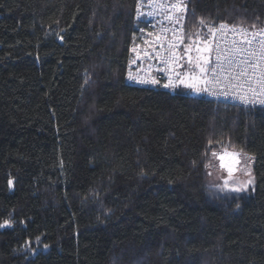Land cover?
Instances as JSON below:
<instances>
[{"label":"trees","instance_id":"16d2710c","mask_svg":"<svg viewBox=\"0 0 264 264\" xmlns=\"http://www.w3.org/2000/svg\"><path fill=\"white\" fill-rule=\"evenodd\" d=\"M135 5L0 0V264H264V108L126 82ZM218 22L264 0H190L185 44ZM220 149L253 186L211 181Z\"/></svg>","mask_w":264,"mask_h":264},{"label":"built area","instance_id":"2783aa9c","mask_svg":"<svg viewBox=\"0 0 264 264\" xmlns=\"http://www.w3.org/2000/svg\"><path fill=\"white\" fill-rule=\"evenodd\" d=\"M190 0H136L135 5V21L137 37L134 39L128 49V61L126 67V82L131 85L160 89L175 94L180 87L191 88L194 95L201 93L207 99L232 103L240 106L251 108H264V96L252 97L251 102L242 101L239 98L240 88L225 89L223 85L204 84L202 81L211 80V73L207 76L200 73L199 68L185 67V63L189 64L188 56L193 55V60L197 64L198 56L208 57L210 65L201 66L215 67L216 65V48H231L232 41L235 40L237 45L243 46L241 42L245 36L241 34V29L246 30L247 39H253V33H260L264 28H250L248 26L230 25L224 22H218L213 29L218 30L221 24H227L229 27L224 30L216 31L214 39L209 38V52H197L196 48H204L205 45L198 43L194 50L190 45L185 44V21L189 9ZM177 5L178 7H173ZM233 28L235 31H233ZM223 31L224 35H221ZM261 35H256L253 39V48H259L256 41L262 39ZM175 46V47H172ZM189 47L190 51L186 52L185 48ZM193 54L191 55V53ZM175 53V56H173ZM179 57V59H176ZM192 60V62H193ZM192 64V63H190ZM238 71V69H237ZM251 72V69H249ZM131 74V78H130ZM244 79L243 77L241 78ZM156 80L157 83L151 81ZM147 81V82H142ZM183 81V82H181ZM166 84L170 86L165 87ZM246 88L247 85H244ZM253 87L259 91V86L255 84L253 78ZM209 90H204V89ZM196 90V93L194 92Z\"/></svg>","mask_w":264,"mask_h":264},{"label":"snow or ice","instance_id":"6c2138e0","mask_svg":"<svg viewBox=\"0 0 264 264\" xmlns=\"http://www.w3.org/2000/svg\"><path fill=\"white\" fill-rule=\"evenodd\" d=\"M173 7H178L174 5ZM200 24H204L205 21L203 18L200 19ZM229 26L227 24H221L218 30L227 29ZM214 29H209L210 38L214 39L216 36V31ZM233 31L235 29L233 28ZM241 34L245 36V39L241 42L243 46L237 45L235 40L232 41L231 48L221 49L219 46L216 48V65L215 67H204L201 66L200 61H203V65H210V61L208 57L198 56L197 67L201 74L207 76L209 72L211 73V80H203L204 84H211L213 87L216 85H223L225 89L228 88H240L242 91L239 94V98L242 101L251 102L252 97L249 96V93L252 96H264V38L256 41L259 45V48H253V39H255L256 35H261L264 37V30L260 33H253V39H247L246 30L241 29ZM221 35H224L223 31H221ZM204 48H196V51L199 52H209L211 48L209 46V40H205ZM175 47V46H172ZM185 51H190V48L186 46ZM175 56V53H173ZM176 59H179L177 57ZM193 58L189 55L188 61L192 63ZM238 69V71H237ZM251 69V72H249ZM244 78L243 80L241 78ZM131 78V74H130ZM253 78H255V84L259 86V91L257 88L253 87ZM147 82V81H142ZM152 83H157L158 81L153 80ZM183 82V81H181ZM244 85H247L245 88ZM170 86V84H166L165 87ZM189 87H194V84H189ZM209 90V89H204ZM264 103V100L260 101ZM223 160V157H220ZM231 172V169H229ZM11 184V181H9ZM227 183V182H226ZM248 183H252V180H249ZM233 191H241V188H234ZM7 223V222H6Z\"/></svg>","mask_w":264,"mask_h":264},{"label":"rangeland","instance_id":"374dc122","mask_svg":"<svg viewBox=\"0 0 264 264\" xmlns=\"http://www.w3.org/2000/svg\"><path fill=\"white\" fill-rule=\"evenodd\" d=\"M202 45L205 44L202 43ZM191 57L194 58L193 55ZM193 88H198L199 94L201 93L199 87ZM194 92L196 93V90ZM220 157H223V160ZM254 164L255 156L252 154L220 149L212 157L208 173L211 181L214 183L217 182L229 189H246L255 184ZM229 169H231V172H229ZM249 180H252V183L249 184Z\"/></svg>","mask_w":264,"mask_h":264},{"label":"bare ground","instance_id":"6f19581e","mask_svg":"<svg viewBox=\"0 0 264 264\" xmlns=\"http://www.w3.org/2000/svg\"><path fill=\"white\" fill-rule=\"evenodd\" d=\"M228 24V23H227Z\"/></svg>","mask_w":264,"mask_h":264}]
</instances>
